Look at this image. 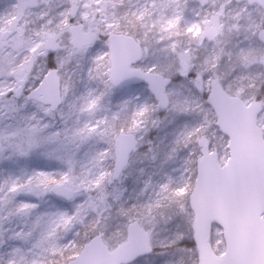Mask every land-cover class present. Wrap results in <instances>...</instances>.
<instances>
[{
  "label": "snow or ice",
  "instance_id": "1",
  "mask_svg": "<svg viewBox=\"0 0 264 264\" xmlns=\"http://www.w3.org/2000/svg\"><path fill=\"white\" fill-rule=\"evenodd\" d=\"M185 7L18 0L16 15L0 17V159H36L0 177V264H209L197 193L235 199L250 174L264 192V0H220L196 23ZM161 111L178 121L172 152L185 154L184 172L140 201L145 181L131 202L121 185ZM234 117L257 133L251 165ZM252 216L264 227V195ZM18 217L30 223L5 227ZM162 221L174 235L157 238ZM234 234L226 220L210 223L215 264H248L233 256Z\"/></svg>",
  "mask_w": 264,
  "mask_h": 264
},
{
  "label": "rangeland",
  "instance_id": "2",
  "mask_svg": "<svg viewBox=\"0 0 264 264\" xmlns=\"http://www.w3.org/2000/svg\"><path fill=\"white\" fill-rule=\"evenodd\" d=\"M17 2L18 0H0V17L16 15L17 13L13 6ZM183 2L184 0H181V3ZM218 2L220 0H207V3L202 2V0H186V7L183 11L184 20L186 22L196 23L200 18L197 15L198 13H201L202 10L204 13L211 11ZM239 3L242 2L233 0L234 6ZM144 4H150V0H138V2H134L129 6H127L125 0V8L120 9V12L123 13L130 6L135 10V7ZM155 14L159 15V13ZM167 14L171 16L172 12L169 11ZM182 39H184L185 43L188 42L187 38ZM204 43L207 48H211V42L207 40V37L204 38ZM191 46L196 47L195 43ZM204 51L205 49L201 48V52L203 53ZM127 94L126 89L118 90L112 97L111 106L115 108L116 104ZM152 119L157 120L158 123L153 125L149 121L144 139L141 141V149L133 155L132 163L125 174V183L121 185V187H127L128 191L125 194V199L130 197L131 202H136L137 196L140 189L144 186L145 181L151 179L152 186L145 195L139 197L140 201H147L150 197H154L155 191L159 190L158 184L163 183L168 175L173 177L174 180L179 181L181 174L184 172L185 154L183 152H172L174 132L179 127L175 114L167 111L158 112L153 115ZM91 147L92 145H86L81 151V156H83L85 151H89ZM164 147L168 148L164 149ZM164 151L166 154L163 156L162 152ZM153 156H155V159L152 158ZM34 163H36L35 158L32 161L17 160L16 158L12 160L0 159V177L6 175L8 172H14L19 175L21 168ZM41 165L46 166V162L41 161ZM142 169L143 171H141ZM26 222L30 223L27 217H18L14 218L11 224H5V227H24ZM175 231L176 228L173 224H166L162 221L157 228L158 238L164 239L169 235H173Z\"/></svg>",
  "mask_w": 264,
  "mask_h": 264
},
{
  "label": "water",
  "instance_id": "3",
  "mask_svg": "<svg viewBox=\"0 0 264 264\" xmlns=\"http://www.w3.org/2000/svg\"><path fill=\"white\" fill-rule=\"evenodd\" d=\"M233 120L243 145L246 162L251 165V158L260 154L257 133L251 125L239 118L234 117ZM262 195L264 192L255 174L247 177L243 190L235 199L213 193L207 186L202 187L197 193L194 205L197 232L209 264L216 262L213 250L207 247L209 225L213 220H226L234 227L236 241L233 249L234 258L247 261L248 264H264V227L258 225L252 216Z\"/></svg>",
  "mask_w": 264,
  "mask_h": 264
},
{
  "label": "trees",
  "instance_id": "4",
  "mask_svg": "<svg viewBox=\"0 0 264 264\" xmlns=\"http://www.w3.org/2000/svg\"><path fill=\"white\" fill-rule=\"evenodd\" d=\"M126 2H127V6H129L130 4H132V3H134V2H138V0H126ZM131 7V6H130ZM165 148H168V147H164V149ZM162 154H163V156L166 154L165 153V151L164 152H162ZM174 235V234H173ZM172 235H169L168 237H166V238H169V237H171ZM158 238V237H157ZM159 239V238H158ZM165 239V238H164ZM185 264H194V262H193V260L192 259H188V258H186L185 259Z\"/></svg>",
  "mask_w": 264,
  "mask_h": 264
}]
</instances>
